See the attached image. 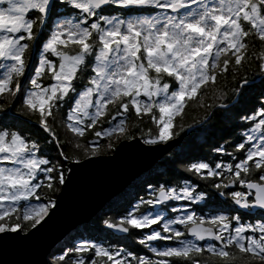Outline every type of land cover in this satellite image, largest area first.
<instances>
[{
	"label": "snow or ice",
	"instance_id": "1",
	"mask_svg": "<svg viewBox=\"0 0 264 264\" xmlns=\"http://www.w3.org/2000/svg\"><path fill=\"white\" fill-rule=\"evenodd\" d=\"M191 108L234 116L229 139L103 221L142 247L81 236L56 264H264V0H0V234L41 224L68 165L166 144Z\"/></svg>",
	"mask_w": 264,
	"mask_h": 264
},
{
	"label": "water",
	"instance_id": "2",
	"mask_svg": "<svg viewBox=\"0 0 264 264\" xmlns=\"http://www.w3.org/2000/svg\"><path fill=\"white\" fill-rule=\"evenodd\" d=\"M195 127L163 145H146L136 137L121 141L110 155L93 157L90 163L84 161L79 166L69 165L72 171L67 174L68 182L61 186L56 206L41 224L27 232L0 234V264H49L53 250L73 229L96 217Z\"/></svg>",
	"mask_w": 264,
	"mask_h": 264
},
{
	"label": "trees",
	"instance_id": "3",
	"mask_svg": "<svg viewBox=\"0 0 264 264\" xmlns=\"http://www.w3.org/2000/svg\"><path fill=\"white\" fill-rule=\"evenodd\" d=\"M258 92L259 89L257 88L251 92L249 96L243 98L238 108L232 110L233 113L239 111L241 115L245 114L244 109L251 106L253 99L258 95ZM211 97L212 90H209L208 95L205 97V102L211 103ZM16 114L20 116L21 121L26 122L23 125L24 130H26L29 135L39 139V135L37 134L39 126L35 124V118H30L29 116L22 115L19 112ZM233 119L226 120L219 111H216L215 115L211 119L204 120L203 109H187V115L184 121L187 126L184 131L180 132V135L188 128L195 125L196 127L183 137L178 145L175 146L160 161H158V163H156L150 170L135 179L124 192L111 199V201H109L99 214L90 222L81 224L73 229L53 250L51 256L49 257V264H56V257L61 253V249L66 243L81 236L91 237L96 240H105L107 243L114 245H116L119 240V246L124 247H142L135 244L134 241L122 239L125 235L121 236L115 234L113 231L105 227L103 221L109 218H117L123 213V210L127 207L129 201L132 204L136 203V199H134V197H146V191L142 190L141 186L146 189L147 183H154L158 177H162L163 179L175 178L177 170H180L182 173L184 164L193 162L194 158L204 157L206 155L208 157L217 155L212 152V148L218 144H223L221 136H224L225 139H229V137L226 136V132L233 127ZM133 122L134 117H130L128 122L130 127ZM57 131L58 135H62V131ZM241 131H243V129H237V132ZM49 148H51V145ZM114 150L103 155H110L114 152ZM180 178L187 179L188 174L184 173ZM163 179L161 182H163ZM192 179L195 180V177Z\"/></svg>",
	"mask_w": 264,
	"mask_h": 264
},
{
	"label": "flooded vegetation",
	"instance_id": "4",
	"mask_svg": "<svg viewBox=\"0 0 264 264\" xmlns=\"http://www.w3.org/2000/svg\"><path fill=\"white\" fill-rule=\"evenodd\" d=\"M136 202V201H135ZM146 253V250H144V253H142V254H145Z\"/></svg>",
	"mask_w": 264,
	"mask_h": 264
},
{
	"label": "rangeland",
	"instance_id": "5",
	"mask_svg": "<svg viewBox=\"0 0 264 264\" xmlns=\"http://www.w3.org/2000/svg\"><path fill=\"white\" fill-rule=\"evenodd\" d=\"M50 212V211H49Z\"/></svg>",
	"mask_w": 264,
	"mask_h": 264
}]
</instances>
